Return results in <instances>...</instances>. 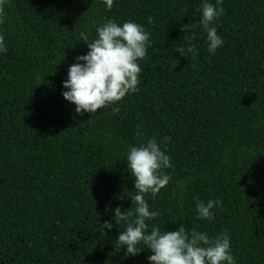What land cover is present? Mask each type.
Here are the masks:
<instances>
[{"label": "trees", "instance_id": "trees-1", "mask_svg": "<svg viewBox=\"0 0 264 264\" xmlns=\"http://www.w3.org/2000/svg\"><path fill=\"white\" fill-rule=\"evenodd\" d=\"M202 2L113 0L107 10L103 0H6L0 264H149L143 245L125 256L117 238L126 225H116L113 210H128L136 194L129 146L150 138L172 167L169 184L145 196L160 213L148 230L226 232L235 264H264V0H222L214 25L224 44L215 54L200 27ZM106 19L149 34L152 46L137 61L140 91L77 115L62 85ZM187 24L190 33L181 31ZM189 34L197 54L181 57L175 49L190 46ZM197 199L222 202L212 220L197 219Z\"/></svg>", "mask_w": 264, "mask_h": 264}, {"label": "clouds", "instance_id": "clouds-1", "mask_svg": "<svg viewBox=\"0 0 264 264\" xmlns=\"http://www.w3.org/2000/svg\"><path fill=\"white\" fill-rule=\"evenodd\" d=\"M6 0H0V24L4 22V7ZM107 10L113 7V0H103ZM200 27L206 33L208 52L215 54L216 50L224 44L223 39L217 34L214 22L224 14L222 0L213 4L203 0L200 9ZM153 23L152 17L148 18ZM187 24L181 31L189 32ZM95 38L91 43H86L89 51L86 55L78 56L76 63L68 69V78L63 82V98L74 104L75 113L92 115L98 109L121 101L126 94L139 92V75L141 68L137 63L147 55L152 46L148 32L138 23L126 21L122 25L106 19L96 28ZM82 41H87V34L81 32ZM194 39L192 34L186 35L183 40L189 47L176 48L181 57L185 53L196 55V49L191 46ZM0 52L6 53L7 47L4 36L0 35ZM174 69L179 61L171 59ZM119 107L111 109L112 114L119 112ZM164 143L170 137L163 138ZM127 168L134 177V190L131 207L121 211L116 207L114 220L117 224H125L126 228L118 235V244L126 249L125 256H134L140 251L139 245L151 251L148 256L149 264H235V259L230 251V239L227 233L210 237L206 232L189 230L184 224L173 232L161 231L159 226L153 225L149 231L148 221L157 218L160 213L150 209L145 196L151 194L154 198L166 185L171 177L165 169L171 168V158L161 149L155 138L148 139L139 146H129L127 152ZM180 184V182H177ZM220 200L207 202L196 200L195 208L197 219L212 220L214 207L221 206ZM134 206V208L132 207ZM109 209H106L108 211ZM113 227L111 222L102 224V228Z\"/></svg>", "mask_w": 264, "mask_h": 264}]
</instances>
